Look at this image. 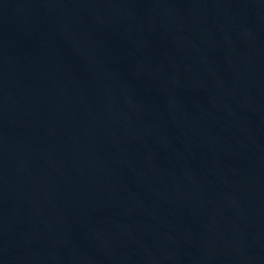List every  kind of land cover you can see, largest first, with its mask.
I'll list each match as a JSON object with an SVG mask.
<instances>
[{
    "label": "water",
    "instance_id": "water-1",
    "mask_svg": "<svg viewBox=\"0 0 264 264\" xmlns=\"http://www.w3.org/2000/svg\"><path fill=\"white\" fill-rule=\"evenodd\" d=\"M0 264H264V0H0Z\"/></svg>",
    "mask_w": 264,
    "mask_h": 264
}]
</instances>
